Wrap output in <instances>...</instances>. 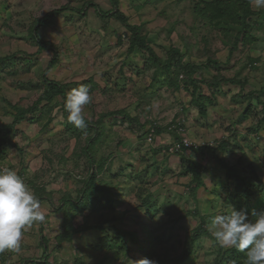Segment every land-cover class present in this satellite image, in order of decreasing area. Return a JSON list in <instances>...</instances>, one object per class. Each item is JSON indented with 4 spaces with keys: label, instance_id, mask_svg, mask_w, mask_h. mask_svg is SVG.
Listing matches in <instances>:
<instances>
[{
    "label": "rangeland",
    "instance_id": "rangeland-1",
    "mask_svg": "<svg viewBox=\"0 0 264 264\" xmlns=\"http://www.w3.org/2000/svg\"><path fill=\"white\" fill-rule=\"evenodd\" d=\"M115 1L161 61L177 49L182 66L194 73L189 78L177 67L158 71L145 52L129 51L126 26L98 13L113 11L109 0H0V139L14 108H30L41 96L43 74L67 87L66 96L82 84L91 86L93 96L84 108L86 130L68 122L62 99L42 102L8 135L0 166L13 168L51 213L43 224L49 226L43 236L47 264L156 262L152 255L171 260L186 248L190 256L183 264H214L219 251L230 248L212 238L211 216L226 214L229 206L249 216L264 207V189L236 197L234 181H226L218 163L223 160L256 188L257 179L264 185V9L249 4L253 14L245 18L240 0ZM62 8L72 11L38 28L37 38L53 44L58 55L45 73L53 55L39 52L32 27ZM218 8L225 16L216 27L208 15ZM222 78L239 85H213ZM183 137L199 148L170 153ZM91 159L105 163L96 185L107 182L109 196L91 194L75 210L71 201L84 189ZM189 168L197 169L199 187ZM63 200H69L67 216L59 212ZM205 206L207 216L201 214ZM195 211L209 235L191 243L200 225ZM65 217L74 227L103 230L74 234L68 242L59 235ZM119 232L134 233L137 241L124 237L123 251ZM105 236L117 244L103 246Z\"/></svg>",
    "mask_w": 264,
    "mask_h": 264
},
{
    "label": "trees",
    "instance_id": "trees-1",
    "mask_svg": "<svg viewBox=\"0 0 264 264\" xmlns=\"http://www.w3.org/2000/svg\"><path fill=\"white\" fill-rule=\"evenodd\" d=\"M111 5L113 6V11L111 12H100L98 11L99 15L102 17H106L108 15H111V17H113L116 21H118L119 23H121L122 25H125L126 28L130 31L131 33V40H130V44H129V51H132L133 49L137 48L139 50H142L143 52H145L148 56V61L151 62L152 65H154L156 67V70L158 71H162V72H168L170 71L171 68L173 67H177L179 70L181 71H186V73L188 74V77L190 78V75L192 73H194V71L192 69H190L189 67H183L182 66V56L179 52V50L177 49H171L167 52V59L165 61H161L157 55L154 53V51L152 50V48L150 46H148L145 43V40L143 37L140 36V32H139V28L135 25H129L126 17L124 16V14L119 10L118 5L116 3L115 0H109ZM240 4L241 7L243 8V10L246 13V16L252 15L253 13L249 10V0H240ZM92 7V6H91ZM94 7V6H93ZM96 8V7H94ZM64 11H72V9H66V8H62V9H58L55 10L51 13H49L48 15L44 16L42 19L37 20L35 25H33L32 27V39L35 41V43L38 45V49L39 52H43V51H50L53 55V58L49 61L46 69H45V73H47L51 68H53V66L55 65V63L57 62L58 59V55L57 52L54 48V45L51 43H48L46 41L40 40L37 38V34H38V28L39 27H43L46 25H49L52 20L54 19L55 16H57L58 14L64 12ZM209 20L211 21V23H213V25H215L216 27H218L220 25V22L222 21L223 17L225 16L224 12L221 9H216L213 12H211L209 15ZM1 61V60H0ZM42 83H43V91L41 96L37 99L36 102L33 103L32 107L30 108H26V109H19V108H14V115H13V121L6 127L4 133L2 134V137L0 139V148L2 145L7 144L8 141V135L10 134V132L21 122L24 121V118L26 115H32L35 112H37L39 110V105L42 102L45 103H50L52 102L55 98H60L63 101V105H65V99H66V93L65 90L67 87H65L64 85H61L57 82H53L48 80L45 77V74H43V79H42ZM192 85L195 84L194 81L190 82ZM232 84V85H239V82L233 80V79H224L222 78L221 81L213 83V85L215 84L216 86H219L220 84ZM67 113V112H66ZM68 114V113H67ZM101 131V130H100ZM162 130H157L155 131L156 134H161ZM97 135V134H96ZM95 135V136H96ZM94 142V141H91ZM201 151H208V152H214L213 149H211L210 147H204V148H200ZM3 155L0 153V160H2L1 158ZM92 163V170L90 172L89 178L84 182V189L82 190L78 201H76V203L72 202V206L74 207V209H81L82 205L84 204V201L87 199V197L91 194H99L102 199H105L106 197L109 196L108 192H109V188L106 183H103V186H97L96 185V181L97 178L99 176V174L101 173V171L104 168V161L100 162L99 164H97V162L95 163L94 159H91L90 164ZM219 165L224 169L225 171V179L226 181H234L235 183V196L236 197H240L242 199H248L252 196H255L256 194L262 192V190L264 189V185L263 183L257 179L258 182V187H254L252 184L248 183L247 180L240 175L237 171H235L233 168L229 167L223 160H219L218 161ZM97 164V165H95ZM190 172L193 173V181L196 185V187H199L200 185V176L198 175L197 169L194 168H189ZM43 189V188H42ZM47 192H45L46 194ZM47 197H49L48 195H45ZM40 199V201H42V196L38 197ZM69 200H63L61 205L63 204V206L61 207V209H59L60 213L63 212V214L67 213L66 211L63 210V208L67 205L66 202H68ZM149 205V203H145L144 206L147 207ZM260 210H264V207H260L259 209H257L256 211H260ZM192 214H197V216H199L200 219V225L199 227H197V229L195 231H193V235L191 238V243H193L197 238L201 237L202 235H209L207 233V231H205L203 229V217H201V215H199L200 213L198 211H195ZM249 218L251 219V215L249 216ZM69 220V219H68ZM66 219V217L64 218V222H63V226L62 229L59 233V235L63 234L64 238L63 239H67L68 242H70V240L72 239V237L74 236V234L77 233H84V232H89V231H93V230H100L102 231L103 228L100 227L99 225H87V224H83L80 225L78 227H74L73 225H71L70 221H68ZM124 237H129L131 239V241L135 242L136 240V235L134 233H129V232H119V238L120 240L123 242L121 244V246H119V249H123L125 248L126 243H124ZM62 239V238H61ZM116 240L117 238H113V239H108L106 236L104 237V239H101L103 246H106L109 248V245H116ZM110 244H108V242ZM105 248V249H108ZM190 256V248H186L183 250V252L177 256L176 258H172L171 260L164 257L161 258L159 256H153L152 255V259L156 258V262H159V264H163L165 262V260L167 262H170L172 264H183L188 257ZM217 257H220L219 261L215 260L214 264H222L224 259L232 262L233 264H244V253H241L239 251H237L235 248H230L228 250H220L219 254L217 255ZM37 264H47V261H44V263H37ZM69 264V263H67ZM72 264H84L83 262H80L78 260H75Z\"/></svg>",
    "mask_w": 264,
    "mask_h": 264
},
{
    "label": "clouds",
    "instance_id": "clouds-1",
    "mask_svg": "<svg viewBox=\"0 0 264 264\" xmlns=\"http://www.w3.org/2000/svg\"><path fill=\"white\" fill-rule=\"evenodd\" d=\"M251 7L264 9V0H249ZM93 100L91 86L82 84L70 90L65 99L67 120L75 128L86 130L84 108ZM205 206L201 214L209 215ZM249 214L229 206L226 214L211 216L207 228L220 247L235 248L244 253V264H264V210ZM46 219L40 199L25 180L10 167L0 168V252H18L26 231ZM133 264H156L143 258Z\"/></svg>",
    "mask_w": 264,
    "mask_h": 264
},
{
    "label": "crops",
    "instance_id": "crops-1",
    "mask_svg": "<svg viewBox=\"0 0 264 264\" xmlns=\"http://www.w3.org/2000/svg\"><path fill=\"white\" fill-rule=\"evenodd\" d=\"M30 185V184H29ZM45 202H41L42 207L46 211V219L42 223H35L24 234V238L21 243L20 250L18 252L5 250L0 252V264H37L44 263L43 254H47L49 247L45 242L44 233L49 231V226L43 229V224L51 213L44 205ZM53 214V213H52ZM40 255L41 260H34L31 256L37 257ZM48 262V261H47Z\"/></svg>",
    "mask_w": 264,
    "mask_h": 264
},
{
    "label": "built area",
    "instance_id": "built-area-1",
    "mask_svg": "<svg viewBox=\"0 0 264 264\" xmlns=\"http://www.w3.org/2000/svg\"><path fill=\"white\" fill-rule=\"evenodd\" d=\"M199 146L195 145V143H193V141L187 139V138H181L179 141L174 142L170 147H169V152L170 153H178L181 151H191L194 149H198ZM0 168H3L2 166H0Z\"/></svg>",
    "mask_w": 264,
    "mask_h": 264
}]
</instances>
